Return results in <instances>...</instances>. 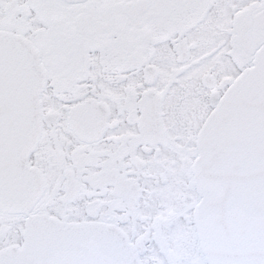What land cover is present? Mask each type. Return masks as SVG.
I'll return each mask as SVG.
<instances>
[{
    "label": "snow or ice",
    "instance_id": "obj_1",
    "mask_svg": "<svg viewBox=\"0 0 264 264\" xmlns=\"http://www.w3.org/2000/svg\"><path fill=\"white\" fill-rule=\"evenodd\" d=\"M0 264H264V0H0Z\"/></svg>",
    "mask_w": 264,
    "mask_h": 264
}]
</instances>
